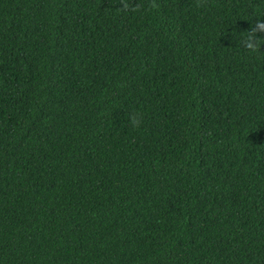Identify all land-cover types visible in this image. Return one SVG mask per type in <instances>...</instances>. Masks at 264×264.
<instances>
[{
	"label": "trees",
	"instance_id": "obj_1",
	"mask_svg": "<svg viewBox=\"0 0 264 264\" xmlns=\"http://www.w3.org/2000/svg\"><path fill=\"white\" fill-rule=\"evenodd\" d=\"M133 2L0 0V264H264V0Z\"/></svg>",
	"mask_w": 264,
	"mask_h": 264
},
{
	"label": "clouds",
	"instance_id": "obj_2",
	"mask_svg": "<svg viewBox=\"0 0 264 264\" xmlns=\"http://www.w3.org/2000/svg\"><path fill=\"white\" fill-rule=\"evenodd\" d=\"M208 0H195V5L197 8H203L207 5ZM120 10L121 12H136L140 9L139 3H134L133 0H120ZM149 7L151 9H156L159 5L156 0H149ZM246 34L241 36L240 45L245 48L249 54L255 55L258 52H264L261 50L262 45H264V36L258 35V33H264V21L256 20L252 27L247 31ZM119 87L123 88L125 85L121 82ZM129 122L134 128H139L142 122L141 115L139 113H133L128 116Z\"/></svg>",
	"mask_w": 264,
	"mask_h": 264
}]
</instances>
